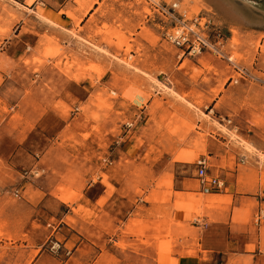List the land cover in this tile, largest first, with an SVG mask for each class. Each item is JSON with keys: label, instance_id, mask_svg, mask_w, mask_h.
<instances>
[{"label": "rangeland", "instance_id": "obj_1", "mask_svg": "<svg viewBox=\"0 0 264 264\" xmlns=\"http://www.w3.org/2000/svg\"><path fill=\"white\" fill-rule=\"evenodd\" d=\"M58 1L0 0V52L18 32V37L30 38L13 58L0 53V101L7 102L2 111L8 114L0 131V264H42L43 260L45 264H152L161 245H174L185 233L174 229L172 219L134 218L122 231L134 239L119 238L114 242L118 250L100 249L95 242L86 245L84 237L65 223L75 219L65 214L85 184L82 173L95 179L96 170L107 167L109 151L122 146V137H130L133 130L152 135L145 139V146L156 151L154 161L176 151L175 159L186 161L180 171L193 178L190 154L206 155L208 137L210 148L226 146L218 133L227 135L229 145L256 154L264 165V153L248 135L238 133L233 122L246 112L249 127L256 130L253 135L264 145V0H229L237 8L232 20L207 0L180 1V9L188 16L204 10L216 14L226 34L224 49L252 75L246 79L225 59L209 52L180 56L181 51L165 38V32L173 30L171 19L157 14L147 0H70L67 5ZM53 3L60 8L57 16L65 20L46 12ZM87 10L93 11L89 23L79 27ZM70 12L77 22L67 15ZM67 20L73 21V27L56 23ZM48 68L50 74L35 77ZM3 73L6 78L11 74L4 84ZM58 74L77 86L63 90L64 98L55 101L60 93L54 87L61 80ZM232 77L238 81L232 82ZM102 82L103 87L97 86ZM84 84L86 92L79 88ZM118 97L129 102L120 104V111L113 105ZM214 97L212 111L209 103ZM20 99L24 109L33 113V121L25 120L23 142L13 157L2 150L7 136L23 121L14 107ZM47 106L71 121L64 124L46 113L48 126L43 127L48 133L43 135L36 121ZM48 143L54 153L36 162ZM46 161L50 163L47 172L41 167ZM148 172L157 186L170 185V170L158 177ZM213 172L218 174L215 168ZM131 173L142 179L145 171ZM257 173L255 181L260 180L263 190L257 191L258 201L251 199L246 210L235 215L243 226L242 235H230L225 252L206 256L202 249L206 264H264V167L259 177ZM102 176L106 179L108 174ZM137 193L142 194L138 189ZM151 195L157 196L153 191ZM80 209L86 210L78 205L74 214L79 215ZM195 210L200 216V207ZM71 234L73 240L65 244Z\"/></svg>", "mask_w": 264, "mask_h": 264}, {"label": "crops", "instance_id": "obj_2", "mask_svg": "<svg viewBox=\"0 0 264 264\" xmlns=\"http://www.w3.org/2000/svg\"><path fill=\"white\" fill-rule=\"evenodd\" d=\"M58 2L59 5L63 3L67 5L71 1L60 0ZM51 6L53 7H48L46 12H50L52 16H56V19L60 18L57 16L60 13V8L54 3ZM93 7L95 8L96 5H93ZM92 13L93 11H88V14L82 17L79 27H86L88 25L89 21L87 19ZM67 15L76 22L78 21V19H75L73 13L70 12ZM60 19L65 20L62 17ZM62 22L67 28L73 27V21H56L59 26ZM14 36L0 52L6 59L13 58L18 53L20 47L26 43L25 41L30 39L28 35H24L21 38L18 37L19 32L14 34ZM19 69L17 68L16 72ZM45 70L36 74L35 77L39 78L47 71V74H50L49 68ZM0 74H2V71H0ZM10 75L7 74V78L8 76L11 77ZM3 77L5 78L4 84L7 80L5 73H3ZM57 77L61 80H58L59 82L55 83L54 87L60 90V93L54 97L55 101L64 98L60 96L63 90H70L69 87L74 89L77 86L75 82L68 80L61 74H58ZM71 83L73 84L70 85ZM97 86L103 87V82ZM97 86L95 90L98 89ZM1 88L2 85H0V90ZM79 88L84 92L87 91L85 84L79 85ZM113 92L115 93L116 91ZM148 99V103H150L151 96ZM86 100L87 97L83 101L85 102ZM216 102L217 99L214 97L209 103V105L212 104V108H210L212 111L215 110L214 106ZM127 103L129 104L126 98L118 97L114 100V110H118L117 107L120 104ZM5 104H7L6 101H0L1 132H3V128L8 121V114L2 111V107ZM24 106L25 104L22 99L16 101L14 105L16 107L15 110L20 112L23 121L15 127L11 135L7 136L8 139H6V134L4 135L7 142L2 151L5 153L10 152L13 157L18 153L20 144L23 142L21 138L24 134L25 120L33 121V113L25 110ZM132 107L134 108L135 104H132ZM134 111L136 112V110ZM144 111L145 109L138 111V113L141 114ZM46 113L54 115L64 124L71 121V119L67 120L65 117L60 116L53 107L47 106L45 114L39 115L36 121L37 124L39 122L43 135H47L48 133L44 129L45 127H43L44 124L46 125L48 119ZM78 113L75 112V115ZM135 122L136 120H134ZM233 122L235 130L241 135H248L256 149L264 153V145L260 140H256V136L253 135L256 133V130L249 127L248 114L240 112L237 117H234ZM251 129H253V133L249 132ZM218 134L219 137H222L219 141L226 143V146L223 148H210V138L208 137L206 141V155L201 156L207 159L208 171L215 175L219 174L218 176L223 181V187L219 191L201 192L197 179L187 176L183 172L185 170L180 171L182 169L181 166H185L184 162L186 161L184 159H175V156L178 154L176 151L163 153L160 160L154 161L157 154L156 151L150 150L145 146V139L152 138V135L142 136L139 131L133 130V135H130V137L128 134L122 137L124 140L122 146L115 147L113 151H109L111 156L107 157V167L105 169L100 168L99 171L96 170L95 179H89L87 172L82 173L85 184L80 190L79 198L75 201V204L69 205V209L65 214V216L70 215L75 219L73 222L65 220L66 225L81 234L84 237L82 241H85L86 245H90V242H95L100 249L111 248L118 250L114 246V242H117L119 238L125 237L128 241L134 239L133 235L122 232L126 225L129 224L130 219H172L174 229L183 231L182 233L185 234L179 236L177 238L178 243L174 245H161V247L168 246V249L161 250V247H159L158 252L154 255L152 264H206L207 260L204 258L205 255L202 249L207 251L205 253L206 256L215 252L227 251L229 247L228 237L230 238V235L237 237L242 235L243 226L240 220L235 219V215L242 214L251 199L254 198L258 201L257 191H263L260 180L255 181L254 177L255 172H258L257 175L259 177V171L264 167L259 161L258 156L249 153L245 149L229 145L227 135ZM212 135L213 133L210 134V136ZM213 136L216 137V135ZM128 137L129 139H126ZM155 137L157 135L153 136V138ZM51 144L48 143L45 149H42L43 154L36 162L42 159L43 156L47 157L50 156L51 152L54 153L55 149H52ZM67 148L68 146H66ZM75 148L79 149V147ZM147 150H149L147 153L148 158H146ZM190 157L195 161L197 157H200V154L193 152L190 154ZM126 158L130 160L127 163L124 161ZM121 161H123L122 165H119ZM211 163L214 165L213 168L211 167ZM49 164L46 161L41 167L47 172V165ZM214 168L218 171V174L213 172ZM135 169L145 171L143 174L144 178L138 179L134 173H131ZM164 170L171 171L170 185L157 186L156 181L151 180V173H147V171H153L157 175L156 177H158L161 171ZM104 172L108 174L106 179H103L102 176ZM193 180H196V185ZM137 189L142 194L137 193ZM152 191L157 196H152ZM199 194H201L200 200ZM78 205L84 207L86 210L80 209L79 215H75L73 209H76ZM259 205L260 203H258ZM198 206L201 209L200 216L196 215L195 208ZM92 235L94 236L93 238ZM73 238V234L67 236L64 243L71 242ZM179 242H184L183 246ZM195 242L196 245L194 244ZM80 244H78V247H80ZM42 264H45L44 260Z\"/></svg>", "mask_w": 264, "mask_h": 264}, {"label": "built area", "instance_id": "obj_3", "mask_svg": "<svg viewBox=\"0 0 264 264\" xmlns=\"http://www.w3.org/2000/svg\"><path fill=\"white\" fill-rule=\"evenodd\" d=\"M153 10L163 16H168L172 22V31L165 32V38L171 42L181 53L195 57L202 52H209L218 59H225L240 78H251L252 75L242 66L238 65L234 58L225 51V38L223 26L214 12L198 11L188 16L186 10L180 9L181 0H147ZM237 82V78L231 79ZM195 165V178L201 192H216L222 189L223 181L218 175L208 171L207 159L198 157Z\"/></svg>", "mask_w": 264, "mask_h": 264}, {"label": "bare ground", "instance_id": "obj_4", "mask_svg": "<svg viewBox=\"0 0 264 264\" xmlns=\"http://www.w3.org/2000/svg\"><path fill=\"white\" fill-rule=\"evenodd\" d=\"M207 1L210 2L212 5H214L217 8V10H219L226 19L232 20L233 18H236L234 13L235 11H237L236 10L237 8L235 9L233 3L230 2L229 0H207ZM244 1H251L252 3L256 2L254 0H244Z\"/></svg>", "mask_w": 264, "mask_h": 264}]
</instances>
